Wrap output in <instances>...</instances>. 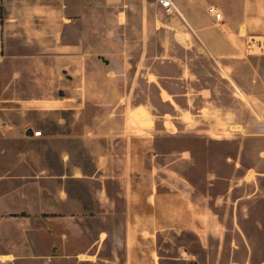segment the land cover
I'll return each mask as SVG.
<instances>
[{"label":"crops","instance_id":"1","mask_svg":"<svg viewBox=\"0 0 264 264\" xmlns=\"http://www.w3.org/2000/svg\"><path fill=\"white\" fill-rule=\"evenodd\" d=\"M172 1L0 0V264H264V0Z\"/></svg>","mask_w":264,"mask_h":264},{"label":"rangeland","instance_id":"2","mask_svg":"<svg viewBox=\"0 0 264 264\" xmlns=\"http://www.w3.org/2000/svg\"><path fill=\"white\" fill-rule=\"evenodd\" d=\"M198 130V129H197ZM195 129H188L187 132H186V135H196L198 133H196L195 131H197ZM240 130V128L238 127H233L231 129V131L229 130L228 133L226 132H223V133H218V135H230V134H236L238 131ZM263 132H261L260 134L264 135V130H262ZM231 132V133H230ZM188 147H191V145H186ZM193 146V145H192ZM201 154H200V158H199V161L197 163V168L195 169V174L193 173V171L190 170V175L189 177L192 179V181L195 183V184H200L201 187H203L205 184L208 183V181L206 180V174L209 170V156L207 154V149L206 148H203L204 145H201ZM254 147V150H250V155H248V159H246L245 163H247L250 167L254 166L256 160H257V156L255 154L256 152V148L257 147H260V148H264V145H252L250 144V148ZM182 148H184V145L183 144H179L176 142V140L174 139H170L169 138V142L165 145H163L161 147V150L165 151V152H168V153H176L180 150H182ZM216 171H217V178H216V183H217V186L216 188L211 191V193L209 192H206V191H202L200 192V194H203V195H207L209 196V194H211L210 196L214 198V200L216 199L217 201H223V200H230V201H234L238 198V196H240L241 194L243 195H247V194H252L251 192H232L230 195H227L225 189H226V182L224 181L223 178H226V176L228 174H231V169L230 167H227L225 166L226 164V158L228 155H233L235 156V153H236V147L235 145H226L225 143H218L216 145ZM214 158V157H213ZM159 162H165V160L163 159H160ZM199 167V168H198ZM264 168V166H263ZM256 178L255 174H254V171L251 170L250 171V175L248 177L249 181H248V184H252L251 181L255 182L254 179ZM258 183L260 185H262L264 187V176L263 177H258ZM215 180V178H214ZM256 180V179H255ZM251 188H249V191H250ZM260 197H258L261 201H259L260 203L262 202L263 205H264V188L259 191L257 193ZM227 196V197H226ZM223 206V204H220ZM251 211H253V209L251 210L250 209V215H251ZM227 212H229L228 208H227ZM254 212V211H253ZM260 212V211H259ZM229 226H235L236 225H229ZM245 230L248 232V233H259V236H262L264 235V223H259L257 224L255 221H254V218L250 217L248 220H247V223H244L243 224ZM261 241V243L263 244V240H259Z\"/></svg>","mask_w":264,"mask_h":264},{"label":"built area","instance_id":"3","mask_svg":"<svg viewBox=\"0 0 264 264\" xmlns=\"http://www.w3.org/2000/svg\"><path fill=\"white\" fill-rule=\"evenodd\" d=\"M159 2L166 8L168 13L176 11V6L173 3L172 0H159ZM208 12L218 21L222 19V13L215 7V6H210L208 8ZM35 136H42L43 132L42 131H35L34 132Z\"/></svg>","mask_w":264,"mask_h":264}]
</instances>
